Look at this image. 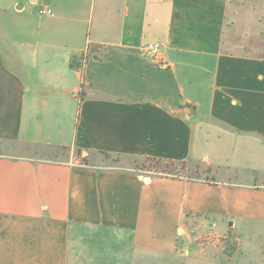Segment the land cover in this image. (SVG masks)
Returning a JSON list of instances; mask_svg holds the SVG:
<instances>
[{
    "label": "crops",
    "instance_id": "1",
    "mask_svg": "<svg viewBox=\"0 0 264 264\" xmlns=\"http://www.w3.org/2000/svg\"><path fill=\"white\" fill-rule=\"evenodd\" d=\"M230 3L0 0V143L10 146L0 150V264H217L210 247L202 260H177L186 215L256 234L264 53L239 52ZM44 6L53 15L41 16ZM149 42L161 44L164 67L145 79L133 53ZM81 62L90 85L82 86ZM48 148L71 157L193 155L210 180H145L52 160L40 154ZM240 252L233 264H264L248 259L255 248Z\"/></svg>",
    "mask_w": 264,
    "mask_h": 264
},
{
    "label": "rangeland",
    "instance_id": "2",
    "mask_svg": "<svg viewBox=\"0 0 264 264\" xmlns=\"http://www.w3.org/2000/svg\"><path fill=\"white\" fill-rule=\"evenodd\" d=\"M234 11H236L234 13ZM228 18L232 21L234 18L235 26L234 29L238 36V42L243 44L242 47H239V52L243 53H254L256 55H263L264 53V0H231L230 10L228 13ZM256 18L262 19V23L259 25L256 24ZM9 32V31H6ZM10 38L15 40L18 36L10 32ZM234 48V47H230ZM87 50V49H86ZM84 53L86 54L84 56ZM140 59L143 63V67L145 68V79H149L147 77V73L151 71L150 69H158L160 66L155 65L149 60L144 59L138 50L133 53ZM127 57V55H126ZM81 58L87 60L90 58L89 52H82ZM127 59V58H126ZM82 63V62H81ZM116 68H120L121 64L119 62L114 63ZM81 67V66H80ZM129 64L126 61V72L129 71ZM77 69H80L77 67ZM118 75H121V72H116ZM121 73V74H120ZM143 74V73H142ZM82 86L90 85V77L86 73L82 72L81 75ZM9 145L0 143V150H8ZM43 150V149H42ZM40 152V150H38ZM47 152L41 151L40 154L43 156H48V158L52 160H63L65 162H70L72 165H86L88 162H95L98 165L107 167V168H115L117 170H128V172L139 175L140 177L147 180L150 177L163 176L170 177L174 179H179L183 181H206L209 182L208 176L206 177L203 173L204 164L201 160V157L197 158L192 155L189 159H187L184 163L179 164H171L166 162H156V161H148L143 158H133V157H122V156H114V155H102L98 154L94 156H89L87 153H76L73 157L70 156L69 152L66 149L62 148H48ZM88 158L90 160L88 161ZM220 220V219H216ZM214 222L217 227L218 223L221 224L222 233L218 231L217 234L223 235L219 241L214 240L213 243L207 245L212 249L213 255L212 260L217 264H233L237 262V260H242L240 258V250L243 247V251H250L255 248V252H259V255H255V258L248 259L253 262H257V260L264 262V223H261V227L258 231H256L255 235H250V233L244 232V229L234 228L232 227V222L227 221L226 219H222V221H213L207 217L201 215H186V220L184 221L183 232H180V236L176 240L175 251L179 255L177 260L179 261H199L202 260L199 256L202 250L204 251L207 247H201L198 241H194L195 236H200L206 231L211 223ZM191 235V237H188ZM182 246V251H178V247ZM236 256L239 257L236 259ZM164 261H169V258H164ZM244 260V261H249Z\"/></svg>",
    "mask_w": 264,
    "mask_h": 264
},
{
    "label": "built area",
    "instance_id": "3",
    "mask_svg": "<svg viewBox=\"0 0 264 264\" xmlns=\"http://www.w3.org/2000/svg\"><path fill=\"white\" fill-rule=\"evenodd\" d=\"M39 14L41 16H49L53 15V12L49 7L44 6L39 9ZM139 51L143 56L148 57L153 64L164 67V63L162 61L161 56V44L159 42L146 43L139 48ZM80 71L84 72V63H82ZM188 237H191V235H189ZM221 238H223V235L217 234V225L212 222L211 226L206 231H204L202 235L194 237V241L200 240V246H203L205 248L207 247V245L213 243L214 240L219 241ZM180 244L181 247H178V251L181 252L183 244Z\"/></svg>",
    "mask_w": 264,
    "mask_h": 264
},
{
    "label": "trees",
    "instance_id": "4",
    "mask_svg": "<svg viewBox=\"0 0 264 264\" xmlns=\"http://www.w3.org/2000/svg\"><path fill=\"white\" fill-rule=\"evenodd\" d=\"M77 153H80L79 151ZM102 155H108V154H105V153H101ZM143 159H146L148 161H156V162H166V163H171V164H175V163H179V164H182L184 163L185 161H163L161 159H155V158H149V157H145Z\"/></svg>",
    "mask_w": 264,
    "mask_h": 264
},
{
    "label": "water",
    "instance_id": "5",
    "mask_svg": "<svg viewBox=\"0 0 264 264\" xmlns=\"http://www.w3.org/2000/svg\"><path fill=\"white\" fill-rule=\"evenodd\" d=\"M18 9H20V7H18Z\"/></svg>",
    "mask_w": 264,
    "mask_h": 264
}]
</instances>
